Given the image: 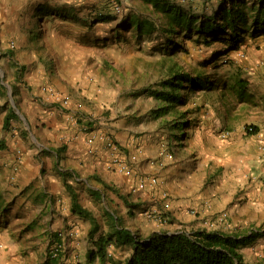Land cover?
I'll use <instances>...</instances> for the list:
<instances>
[{"label": "crops", "instance_id": "1", "mask_svg": "<svg viewBox=\"0 0 264 264\" xmlns=\"http://www.w3.org/2000/svg\"><path fill=\"white\" fill-rule=\"evenodd\" d=\"M180 1L184 0H39L48 2L58 21V28L53 29L56 39L45 43L44 51L27 46L14 51L13 56L1 52L0 264H125L133 252V245L120 238L125 231L145 238L153 231L172 233L196 226V217L186 210L193 207V202L199 205L196 207L200 214H210L229 203L230 230L223 232L246 235L250 226L261 225L240 251L248 263L264 264V152L247 165L237 159L234 165L229 163L233 179L224 172L214 187L210 181L203 188L202 181L192 186L176 179L173 183L167 169L160 167L166 155L150 139L146 140L136 126L138 119L124 113L126 106L134 104L120 94L138 93L137 85L122 81L124 75L126 79L130 75H123V71L112 73L103 66L104 61L97 70L84 61L89 54L83 56V46H96L106 35L115 38L130 32L133 42L140 41L144 22L151 23L152 31H157L158 25L167 21L164 8L195 14L194 5ZM116 5L120 12L114 11ZM4 46L6 39L0 29V49ZM59 97L67 98V105H62ZM88 114L91 121L85 119ZM93 131H103L114 138L121 155L129 160L128 173L114 171L100 142L95 143V154H88L82 137ZM192 158L186 157L188 167ZM212 160L200 163L206 180L220 164ZM65 170L72 172L66 179L62 176ZM244 172L251 176L250 182ZM156 173L164 176L163 186L172 198L171 218L162 225L147 217L149 209L156 210L151 191L154 185L137 188L139 181ZM89 179L95 182V190L105 189L102 198L107 197L108 205L104 200L88 204L87 189H77L79 180L88 183ZM67 183L80 192L78 202L96 219L98 231L93 238L88 235L90 219L72 210ZM224 185L232 194L230 201L223 199ZM134 188L136 194L127 193ZM192 192H199V201L191 202ZM217 192L224 201L217 199ZM104 203L106 211L102 209ZM159 203L160 200L158 206ZM101 236L111 238L106 255L89 261L87 252L96 250L94 241ZM58 245L56 256L48 259Z\"/></svg>", "mask_w": 264, "mask_h": 264}, {"label": "rangeland", "instance_id": "2", "mask_svg": "<svg viewBox=\"0 0 264 264\" xmlns=\"http://www.w3.org/2000/svg\"><path fill=\"white\" fill-rule=\"evenodd\" d=\"M246 1L247 5H250L256 0ZM180 2L195 6L193 9L196 23L212 18L210 21L214 25L223 26L222 12L230 8L235 0ZM46 5L48 9L44 8ZM118 5H120L119 2ZM38 16H40L39 24H37ZM161 17L159 14L158 23L162 20ZM252 25L249 21L246 26L248 31L242 33L237 40L223 32L204 35L193 32L190 36L184 32L181 37L174 36L170 38L172 41H168L169 36L163 30L165 24L161 22L157 31L143 33L140 41L133 42L132 33L122 32L121 36L115 38L113 35H106L96 43V46H83V56L89 54L84 57L85 62L91 63L97 70L99 64L104 61L103 66L112 73L123 71V75L124 72L130 75L127 79L124 75L122 80L124 84L127 80L128 84L138 86V93L132 96H129L127 92L120 94L123 100L132 101L133 107H136L135 110L133 107L126 106L124 113L126 112L130 118L134 115V118L138 119L136 126L145 135L146 140L150 139L156 149L159 148L160 152L166 155L160 167L167 169L166 173L170 179H173V183L176 179L181 184L192 186L202 181L203 188L207 187L205 184L210 181L214 187L213 184L217 183V179L224 172H229L227 176L233 179L230 171L236 159L247 165L246 163H252L264 152V28L261 27L260 31L254 32L256 28ZM58 26V21L52 16L48 2L3 0L0 4V29L6 39V46L0 49V58L3 51L14 52L27 46L37 51H44L45 43L52 41L50 39H56L53 29ZM99 29L101 31L103 28L99 27ZM229 32L230 30H227V33ZM171 67L192 76L201 75L206 82L201 83L202 87L191 88L186 85L181 94L186 97V103L159 114L160 107L165 105V102L152 94V91L162 88V83L167 78ZM12 104L13 109L17 111L16 103L13 101ZM87 116L89 117L85 116V119L91 121L89 119L91 115ZM248 126H255L256 132L249 133ZM187 156L193 157L190 167L185 162ZM198 157V160H194ZM211 157L214 162L219 161L223 166L220 164L218 167L215 166L210 173L211 177L206 180L204 168L200 166V163L203 159L205 161ZM215 164L213 163V167ZM225 165H227V171H224ZM245 173L250 182L251 176ZM153 176L157 179L154 188L151 189L156 210L149 216V213L154 210L149 209L147 217L158 220V224L162 225L171 218L172 198L169 189L163 186L166 182L164 176L158 173ZM232 181L230 180V183ZM94 183L90 179L88 183L79 180L80 186H77V189L81 191L87 189L88 194L85 199L88 204L92 202L98 204L101 200L107 204L106 196L103 195L102 198V195L92 194L94 190L91 191L90 188L94 189ZM158 186L163 187L158 188ZM100 189L101 193H105V189L101 187ZM135 191L137 189H130L127 193L133 195L136 194ZM224 192L226 195L223 199L230 201L232 194L229 193L226 185H224ZM89 193L91 197L88 196ZM77 194L79 196L80 192L78 191ZM197 194L199 192H192L189 195L191 202L200 200V197H196ZM217 194V199L224 201L221 194L218 192ZM232 199L234 200L235 197ZM158 200L161 202L159 206ZM193 203V207L186 210L196 217L198 225L180 229L206 228L205 221L217 220L214 230H230L227 226L230 223L227 210L229 203L227 207H219L210 214H200L196 207L198 204ZM103 206L102 209L106 211L105 203ZM221 214H225V222L218 220ZM260 228L261 225H253L248 230L249 233H256L255 230Z\"/></svg>", "mask_w": 264, "mask_h": 264}, {"label": "trees", "instance_id": "3", "mask_svg": "<svg viewBox=\"0 0 264 264\" xmlns=\"http://www.w3.org/2000/svg\"><path fill=\"white\" fill-rule=\"evenodd\" d=\"M163 12L167 18L163 30L169 36L168 41H172L170 38L174 36L181 37L184 32L187 36H190L193 32L200 35L223 32L228 34L230 38L237 40L242 33L248 31L246 26L249 21L252 22L253 28H256L254 32L260 31L261 27L264 28V0L252 1L250 5H247L246 0H235L230 8L222 12L223 26L214 25L210 21L212 18L196 23L194 15L184 14L180 10L171 11L164 8ZM39 21L40 16H38L37 24H39ZM141 25L144 29L141 33L152 32L153 26L151 23L146 24L144 22ZM227 30H230V32L227 33ZM31 34L33 35V33ZM5 54L13 56L14 52L8 50ZM202 82L205 83L206 80L201 75L192 76L171 67L167 78L162 83V88L152 91V94L165 102L158 113L163 114V112L166 113L174 109L177 105L185 104L186 97L181 94L186 85L191 88H195L194 86L202 87ZM8 119L9 116L6 117V122ZM256 130L257 128L252 126L250 133H255ZM71 173L65 170L62 171V176L66 179L72 175ZM102 183L104 184L103 181ZM67 187L72 198V210L90 219L92 228L88 235L93 238L98 231L96 219L90 211L82 208L73 186L67 183ZM94 194L102 195L100 191L95 189ZM253 235H255L253 232L239 235L237 233L197 228L191 230L179 229L172 233L158 230L153 231L145 238L125 231L120 238L122 237L123 241L133 245V252L125 264H250L244 260L240 249L251 240ZM110 239V237L104 236L96 239L94 241L96 250H89L87 259L91 261L96 257H105L106 245ZM50 258L52 257L48 254V259Z\"/></svg>", "mask_w": 264, "mask_h": 264}, {"label": "built area", "instance_id": "4", "mask_svg": "<svg viewBox=\"0 0 264 264\" xmlns=\"http://www.w3.org/2000/svg\"><path fill=\"white\" fill-rule=\"evenodd\" d=\"M114 11L120 12L121 11L120 6L116 5L114 8ZM58 99L62 103V105H67V103H68L67 98L59 97ZM247 130L250 133L252 131V126H248ZM82 140L86 145V151L88 152V154H91V155L95 154V151H96L95 143L96 142L102 143L103 147L106 149V151L108 152V155H109V165L114 169V171H117V172L122 173V174H126L129 172V160L126 159V157H124L123 155H121L119 145L117 144V142L114 140V138L110 134L105 133L103 131H93V132H89L87 134H84L82 137ZM263 143H264V141H263ZM144 180L139 181L137 188L144 187L145 185H149V186L155 185V183L157 181V179L155 177H150L146 181H144ZM154 211L155 210L151 211L149 213V216H151V214L154 213ZM218 220L225 222L226 221L225 214H221L218 217ZM216 221H212V222L205 221L206 228H208V229L210 228V229L214 230L213 227L215 226ZM59 247L60 246L58 245L56 250L53 249L50 252L52 257L56 256V254H57L56 252L59 249Z\"/></svg>", "mask_w": 264, "mask_h": 264}]
</instances>
